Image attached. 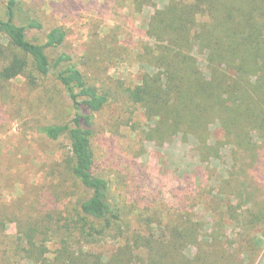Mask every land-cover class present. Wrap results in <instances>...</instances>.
Instances as JSON below:
<instances>
[{"label":"rangeland","instance_id":"1","mask_svg":"<svg viewBox=\"0 0 264 264\" xmlns=\"http://www.w3.org/2000/svg\"><path fill=\"white\" fill-rule=\"evenodd\" d=\"M6 1L0 0V17ZM18 1L46 29H65L64 44L49 50V58L70 54L82 63L79 67L89 82L111 94L109 106L95 115L93 170L107 181L121 209L120 233L146 229L162 233L161 226L148 223L164 224L173 213H189L205 225L200 235L206 240L214 233L212 224L223 216L227 239H259L253 264H264V128L262 138L251 134L254 146L245 152L217 121L209 124L206 140L178 131L166 133L127 98L126 88L137 87L144 74L157 72L138 55L143 45H153L146 34L149 19L168 1ZM198 19L209 34L219 32L215 15ZM27 35L41 42L44 33L29 30ZM192 55L209 79L207 51L194 47ZM262 73L247 76L251 86ZM33 78L0 82V219L8 221L9 237L16 235L18 223L46 225L58 220L59 213L66 217L88 194L70 174L67 142L52 143L36 132L42 124L70 121V102L55 79L36 74ZM228 207L232 208L226 212ZM117 235L110 232L90 250L109 253L117 245ZM193 252L194 248L186 249L189 256Z\"/></svg>","mask_w":264,"mask_h":264},{"label":"trees","instance_id":"2","mask_svg":"<svg viewBox=\"0 0 264 264\" xmlns=\"http://www.w3.org/2000/svg\"><path fill=\"white\" fill-rule=\"evenodd\" d=\"M167 1L147 25L153 45H143L138 55L140 62L157 72L144 74L137 87L126 88L128 100L138 104L148 118H155L159 130L166 133L178 131L206 140L209 124L217 121L237 148L250 152L251 134L262 138L264 128V0ZM204 14L217 17L216 35L200 23L198 17ZM29 30L43 32L42 41L29 39ZM0 37L4 41L0 44V82L20 76L33 82L36 74L55 79L65 92L71 120L39 125L36 132L52 143L67 142L70 174L88 192L66 217L59 213L58 220L46 225L18 223L11 237L6 235L8 221L0 219V264L254 263L259 239H227L223 216L212 224L214 233L206 240L200 235L205 225L189 213H173L164 224L148 223L161 226L162 233L152 229L120 233L121 209L107 181L93 170L95 115L109 106L111 94L89 82L79 67L82 63L70 54L49 58V50L64 44L65 29H46L39 17L27 15L18 0H7L4 5ZM194 47L207 51L209 79L196 64ZM259 71L262 76L251 86L247 76ZM110 232L118 234L113 250L107 254L90 250V245ZM48 243L54 247L51 253ZM188 247L194 248L191 256L186 254Z\"/></svg>","mask_w":264,"mask_h":264}]
</instances>
